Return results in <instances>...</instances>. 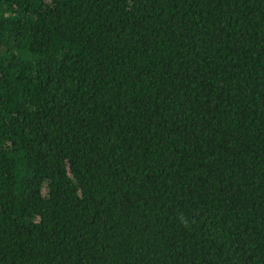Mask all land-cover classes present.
<instances>
[{"label": "trees", "instance_id": "trees-1", "mask_svg": "<svg viewBox=\"0 0 264 264\" xmlns=\"http://www.w3.org/2000/svg\"><path fill=\"white\" fill-rule=\"evenodd\" d=\"M0 264H264V0H0Z\"/></svg>", "mask_w": 264, "mask_h": 264}]
</instances>
